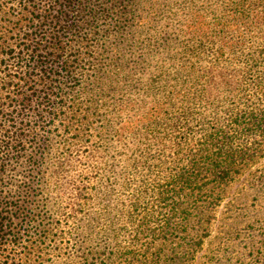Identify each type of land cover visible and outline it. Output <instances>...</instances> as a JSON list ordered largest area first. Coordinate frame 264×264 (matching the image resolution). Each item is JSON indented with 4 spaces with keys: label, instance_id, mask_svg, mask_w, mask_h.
Returning <instances> with one entry per match:
<instances>
[{
    "label": "trees",
    "instance_id": "16d2710c",
    "mask_svg": "<svg viewBox=\"0 0 264 264\" xmlns=\"http://www.w3.org/2000/svg\"><path fill=\"white\" fill-rule=\"evenodd\" d=\"M23 2L22 34L0 45V62L26 86L0 115V239L17 214L44 227L62 211L79 253L68 263L87 264L120 213L124 225L163 187L180 198L201 172L224 181L245 160L238 142L264 125V0ZM64 151L92 164L80 209L58 199Z\"/></svg>",
    "mask_w": 264,
    "mask_h": 264
},
{
    "label": "rangeland",
    "instance_id": "374dc122",
    "mask_svg": "<svg viewBox=\"0 0 264 264\" xmlns=\"http://www.w3.org/2000/svg\"><path fill=\"white\" fill-rule=\"evenodd\" d=\"M23 1L0 0L1 46L12 44L13 37L24 30L28 14ZM15 72L18 74L19 70ZM14 74L0 62V115L5 106L17 109L20 94L26 90L23 80L20 76L14 78ZM0 125L2 136L8 131V123L1 118ZM76 134L71 130L64 148H70ZM238 143L250 151L227 180L216 182L209 173L201 172L196 189L192 193L185 189L180 198L167 195V187H163V195L157 201L156 196L148 197L151 204L137 216H131L133 220L120 225V213L114 233L105 227L102 234L107 236L97 248L91 246L85 252L87 264H153L158 256V264H264V125L248 132ZM24 148L30 150L27 140ZM59 161L54 163V181L59 186L60 205L75 201V207L80 209L91 192L92 164L82 162L77 167L65 151ZM10 173L7 169L4 178ZM4 184L8 185L5 181ZM4 188L0 185V190ZM173 202L175 213L169 211ZM18 215L10 233L0 239V264H69L72 253L79 254L77 246H73L76 239L71 238L76 236L75 227L62 211L53 218L54 226L46 220L44 227L33 221L19 223ZM96 258L95 263L91 262Z\"/></svg>",
    "mask_w": 264,
    "mask_h": 264
}]
</instances>
